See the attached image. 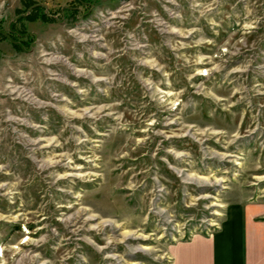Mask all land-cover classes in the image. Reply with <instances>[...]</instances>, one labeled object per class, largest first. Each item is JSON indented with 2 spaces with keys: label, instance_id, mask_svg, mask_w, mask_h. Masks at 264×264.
Returning <instances> with one entry per match:
<instances>
[{
  "label": "rangeland",
  "instance_id": "374dc122",
  "mask_svg": "<svg viewBox=\"0 0 264 264\" xmlns=\"http://www.w3.org/2000/svg\"><path fill=\"white\" fill-rule=\"evenodd\" d=\"M232 205L264 208V0H0V264H171Z\"/></svg>",
  "mask_w": 264,
  "mask_h": 264
},
{
  "label": "crops",
  "instance_id": "0c3cea01",
  "mask_svg": "<svg viewBox=\"0 0 264 264\" xmlns=\"http://www.w3.org/2000/svg\"><path fill=\"white\" fill-rule=\"evenodd\" d=\"M264 208L232 205L218 232L171 251V264H264Z\"/></svg>",
  "mask_w": 264,
  "mask_h": 264
}]
</instances>
